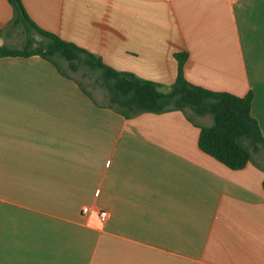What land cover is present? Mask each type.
Listing matches in <instances>:
<instances>
[{"label": "crops", "instance_id": "1", "mask_svg": "<svg viewBox=\"0 0 264 264\" xmlns=\"http://www.w3.org/2000/svg\"><path fill=\"white\" fill-rule=\"evenodd\" d=\"M21 1L162 91L186 52L191 83L253 93L264 136V0ZM12 15L0 0V31ZM79 80L39 55L0 58V264H264L261 151L230 169L183 111L128 118Z\"/></svg>", "mask_w": 264, "mask_h": 264}, {"label": "trees", "instance_id": "2", "mask_svg": "<svg viewBox=\"0 0 264 264\" xmlns=\"http://www.w3.org/2000/svg\"><path fill=\"white\" fill-rule=\"evenodd\" d=\"M8 2L13 15L0 35L5 34L10 38L20 27L28 34L22 47H10L6 42L1 44L0 58L39 55L67 74L68 71L59 61L62 59L72 72L83 69L84 75L93 74L92 84L104 92L107 104L121 115L129 118L143 112L181 110L199 127L198 146L202 151L230 169L243 168L249 162L256 163L254 155L264 149V136L251 114L252 92L238 96L191 83L184 75V63L188 57L186 52L175 55L176 79L168 90L162 91L156 82L132 72L114 69L87 49L41 28L29 17L21 0ZM33 33L43 39L36 46H33ZM78 83L89 92L86 83L80 80ZM205 115L212 118V124L197 123L194 119V116ZM262 188L264 191V179Z\"/></svg>", "mask_w": 264, "mask_h": 264}, {"label": "rangeland", "instance_id": "3", "mask_svg": "<svg viewBox=\"0 0 264 264\" xmlns=\"http://www.w3.org/2000/svg\"><path fill=\"white\" fill-rule=\"evenodd\" d=\"M27 32L23 29V28H16L13 35L10 38H7L6 43L7 45H9L10 47H22V45L25 44L26 42V37H27ZM31 35V34H30ZM32 36L35 39V42L33 43V46H36L39 42H42L43 39L37 35L36 33H33ZM59 61L62 63V65L64 66V68L66 69V71H68V73H70L71 75L76 76L78 79H80V81L86 83V86L88 89L92 90L93 92H98L99 87L95 86L92 84V80L93 78V74H88V75H84L83 74V69H79L76 72H72L69 69H67V62L59 59ZM190 114H192L190 112ZM194 118L199 119L200 117L198 116H194ZM262 155H259L261 159H264V149H262ZM263 156V157H262Z\"/></svg>", "mask_w": 264, "mask_h": 264}, {"label": "built area", "instance_id": "4", "mask_svg": "<svg viewBox=\"0 0 264 264\" xmlns=\"http://www.w3.org/2000/svg\"><path fill=\"white\" fill-rule=\"evenodd\" d=\"M89 211V207L88 206H84L82 208V212L83 213H87ZM99 217L101 220H105L108 217V212L106 210H100L99 211Z\"/></svg>", "mask_w": 264, "mask_h": 264}]
</instances>
